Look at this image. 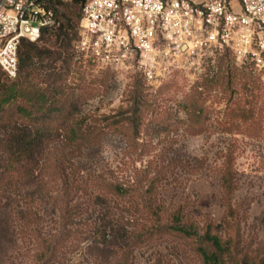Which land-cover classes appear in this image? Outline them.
<instances>
[{"label":"rangeland","instance_id":"rangeland-1","mask_svg":"<svg viewBox=\"0 0 264 264\" xmlns=\"http://www.w3.org/2000/svg\"><path fill=\"white\" fill-rule=\"evenodd\" d=\"M79 30L80 24L78 37ZM219 58L185 62L153 89L132 71L98 70L74 55L65 83L81 86L75 91V116L86 125L99 121L100 144L74 154L60 137L50 147L65 164V176L57 186L46 175H36L5 193L0 183V264H30L37 252L36 235L60 241L55 264H201L192 239L142 236L155 220L148 213L150 205L159 206L153 209L163 211L166 221L181 211L196 227L209 221L222 237L238 236L254 260H264V89L251 121L230 117L242 98L237 87L235 94L219 90L209 94L200 134L188 133L184 123L185 96L217 69ZM255 76L264 87V72ZM138 77L149 98L170 88L157 113L147 114L138 145L130 146L126 137L106 124L120 119L118 115L129 108L128 95ZM92 80L99 83L91 86ZM229 154L237 174L234 219L225 215L222 203L221 175ZM103 180L130 188L132 195L119 198L101 192ZM151 187L152 202L145 210L148 200L140 196ZM106 227L109 241L102 244L100 233ZM130 233L144 239L127 244L123 237Z\"/></svg>","mask_w":264,"mask_h":264},{"label":"trees","instance_id":"trees-1","mask_svg":"<svg viewBox=\"0 0 264 264\" xmlns=\"http://www.w3.org/2000/svg\"><path fill=\"white\" fill-rule=\"evenodd\" d=\"M86 1H41L44 7L54 9L57 27L42 33L37 42H20L18 73L13 82L9 83L7 75L0 68V183L4 186L3 193L32 180L36 175H46L57 186L65 176V164L63 158L57 156L50 147L56 146L60 137L66 139L65 146L74 154H81L85 149L100 144L97 137V133L101 132L99 121L94 119L92 125H86L75 116V91L81 86L65 83L73 61V45L78 38ZM96 82L99 83L98 80H92L91 86H96ZM237 87L242 90V98L235 103L230 117L245 123L255 118V105L262 97L264 87L251 67H235L231 54L226 52L219 58L217 69L195 84L185 96L183 111L188 133L200 134L206 119L205 103L211 92L219 90L225 94H235ZM169 88L165 87L149 98L143 80L136 78L128 95L129 108L118 115L120 119L112 118L113 121L107 123L106 128H113L126 137L128 145L137 146L146 128L147 114L157 113L165 101L162 96ZM66 103H69L68 106H65ZM232 165L229 154L223 162L221 186L225 215L234 219L238 216L232 204L237 189V174ZM152 187L140 196L144 202L148 200L145 210L152 202ZM100 190L119 198L132 195L130 188L107 180L101 182ZM2 199L3 196L0 202ZM154 207L159 206L150 205L148 208V213L155 220L152 221V227L144 229L142 233L146 240L161 235L192 239L195 254L201 264H264V260H254L241 246L238 236L235 239L222 237L220 229L211 222L205 221L201 228L196 227L189 223L182 211L167 216L169 218L166 221L162 217L163 211L159 214ZM227 227L232 228L230 223H227ZM107 230L109 228L106 227L100 233L99 242L102 244L109 241ZM35 237L38 242L37 252L30 264H55L60 241H47L41 235ZM140 238V235L134 236L132 233L123 237L127 244Z\"/></svg>","mask_w":264,"mask_h":264},{"label":"built area","instance_id":"built-area-1","mask_svg":"<svg viewBox=\"0 0 264 264\" xmlns=\"http://www.w3.org/2000/svg\"><path fill=\"white\" fill-rule=\"evenodd\" d=\"M44 0H0V68L18 73L22 40L58 25ZM75 59L98 70L132 71L153 89L185 62L229 52L235 66L264 72V0H87Z\"/></svg>","mask_w":264,"mask_h":264},{"label":"crops","instance_id":"crops-1","mask_svg":"<svg viewBox=\"0 0 264 264\" xmlns=\"http://www.w3.org/2000/svg\"><path fill=\"white\" fill-rule=\"evenodd\" d=\"M205 1H207V0H202L201 2H205ZM200 3V2H199Z\"/></svg>","mask_w":264,"mask_h":264},{"label":"water","instance_id":"water-1","mask_svg":"<svg viewBox=\"0 0 264 264\" xmlns=\"http://www.w3.org/2000/svg\"><path fill=\"white\" fill-rule=\"evenodd\" d=\"M46 30H44V32H45Z\"/></svg>","mask_w":264,"mask_h":264}]
</instances>
